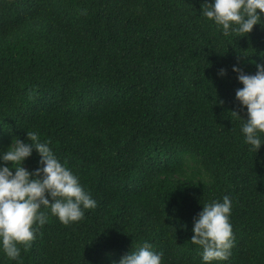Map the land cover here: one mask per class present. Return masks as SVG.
Listing matches in <instances>:
<instances>
[{
  "label": "trees",
  "instance_id": "obj_1",
  "mask_svg": "<svg viewBox=\"0 0 264 264\" xmlns=\"http://www.w3.org/2000/svg\"><path fill=\"white\" fill-rule=\"evenodd\" d=\"M205 2L0 0V151L36 132L96 200L0 264H113L145 241L161 264H201L193 218L224 196L233 244L212 264H264V143L231 114L246 119L232 65L264 64V25L225 36Z\"/></svg>",
  "mask_w": 264,
  "mask_h": 264
},
{
  "label": "clouds",
  "instance_id": "obj_2",
  "mask_svg": "<svg viewBox=\"0 0 264 264\" xmlns=\"http://www.w3.org/2000/svg\"><path fill=\"white\" fill-rule=\"evenodd\" d=\"M203 4L200 15L225 36L230 32L245 36L254 25H264V0H211ZM255 67L254 74L245 73L235 64L231 68L242 85L235 90L234 98L245 109L246 119L235 111L231 114L241 120L244 142L254 152L264 143V64L256 63ZM224 74L223 68L217 72L218 76ZM26 137L28 142L15 138L0 151V252L14 261L20 259V246H30L49 214L68 225L81 220L84 210L96 207V200L56 158L48 142L41 141L36 132H26ZM33 150L39 157L37 167L28 170L22 162ZM199 181L211 183V178L202 176ZM230 211L231 200L224 196L221 201L205 202L193 218L189 241L201 249V264L228 260L233 244ZM161 256L145 241L113 264H161Z\"/></svg>",
  "mask_w": 264,
  "mask_h": 264
}]
</instances>
